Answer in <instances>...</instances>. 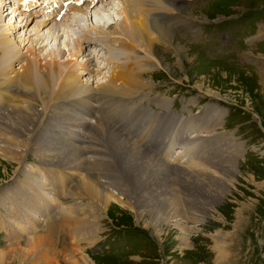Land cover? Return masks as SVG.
<instances>
[{"label":"rangeland","instance_id":"1","mask_svg":"<svg viewBox=\"0 0 264 264\" xmlns=\"http://www.w3.org/2000/svg\"><path fill=\"white\" fill-rule=\"evenodd\" d=\"M4 1H6V7ZM111 1L110 5L114 6V10H110L109 15H102L101 23L106 24L100 25L107 33L112 31L114 23L117 21L120 23L123 18L120 9L121 0ZM164 1L161 0L163 3ZM187 1L189 3L183 4L182 11L177 13L179 17L176 21L166 24L172 31L174 46L162 41L152 29H146V35L157 37L153 43V49L160 57H163L162 61L166 67L161 66L144 74V79L150 86L145 89L146 101L143 105L149 111L165 113V109L153 103L164 96L163 98L166 97L170 101V110L178 117L176 120L162 118L159 122L154 121L153 125L146 117V125L150 130L148 133L146 131L144 148L146 153L150 152V155H154L152 157L154 161L155 157L161 159L160 155L166 151V148V159L177 155V160L182 161L181 156L186 154L185 158H187L201 147V141L191 143L194 136L207 134L205 129H197L199 122L196 119H201L202 122L210 119L211 122H207L206 126L213 128L217 133L214 137L221 139L220 143L231 145L227 147L230 155L226 154V151L221 152L227 160L231 158L236 162L240 171L236 175L234 186L227 192L226 198L217 200L215 192L219 189L216 187H212L208 195L203 198H196L194 206L198 209L204 206L209 214L202 216L188 209L189 207L184 208L189 212L181 217L182 225L189 227L185 232L180 230L174 221L164 223L157 220L148 210L143 220L138 221L130 210L113 204L102 212L99 219L95 220L96 232L91 229L90 232L78 234L74 215L68 211L74 202L69 195L49 198L48 206L51 211L46 216L45 212L41 214L44 216L43 221L38 220L40 218L38 211L36 214L27 211L28 217L19 220L17 224L7 216V208L15 204L17 207L15 202L17 197L13 196L10 187L18 177H22L20 176L22 168H17L18 164L3 161V158H0V247L4 250L17 245L26 248L29 239H33L36 243L33 237L40 236L39 239L42 237L40 242L37 241L38 245L35 244L30 251L31 254L26 257L19 256V258L9 257V264H44L35 261L38 252L49 256L53 264H71L66 259L80 253L89 256L94 264H264V0ZM16 6V0H0L2 33L18 43L19 53L11 58L8 72L21 70L20 67L25 64V60L20 58L24 56L31 60L34 56L37 59L40 56L37 63L43 66L46 62L44 57L49 58L46 56L48 50L57 54L60 50L75 49L73 44L67 47L61 41L57 42L46 37L49 29L56 32L54 23L58 22L53 21L54 23L50 22L43 27L44 19H41L43 17L41 13L32 18V14L23 13L26 11L24 9L20 15ZM12 9L18 12L10 14ZM87 16L80 13L83 24L86 27L91 26L89 28L91 35H98L99 33L92 29L93 25L96 27L99 23L97 18L96 21ZM70 18L66 21L67 24ZM21 19L23 21H20ZM147 25H150L149 21ZM36 27H38L39 35L45 36L42 49L41 47L39 49V44H36L38 39L34 31ZM60 28L64 27L60 26ZM10 30L16 33L9 35ZM73 36L71 34V37H66L65 41L74 39L75 36ZM79 51L74 52L73 55H68L69 52L59 54L56 60L61 66L69 61L72 65L76 64L74 67L78 68L79 65L85 64L88 56L93 55L97 62H92L89 68L94 71L97 69V64L101 63L100 60L104 58L103 51L99 49L81 48ZM34 53L39 56L37 57ZM131 53L142 55V52L133 50ZM110 71V67L106 66L100 74L96 75L94 71L88 76H82V79L88 78V83L95 86L97 83L104 82ZM208 90L214 91L218 96L208 94L206 92ZM212 107H218L224 113L218 123L213 122L211 118H206L209 114H215L208 110ZM38 109L40 110L41 107L39 106ZM162 132L163 134L159 136ZM131 135L135 136L134 133ZM148 135L153 139L150 140ZM137 138L134 137V139ZM82 141L85 142V138ZM141 143L142 140L139 144ZM130 150L132 151L130 155L135 157L143 156L145 152ZM219 150L215 149V153H219ZM240 150L242 153H239ZM179 151L182 154L178 153ZM106 156L112 161L113 158H118L115 155ZM118 160L127 162L123 158ZM118 160L113 162L115 170L110 172L109 169H105L102 172L106 174L109 171L111 176L125 177L123 172L125 170L123 166V170L120 169L122 163ZM36 162L35 157L29 154L26 166L24 165L23 168L25 167L26 171L34 168L32 171L36 172V182L39 186L35 189L46 198V195L51 196L46 190L48 180L44 171L39 170ZM140 164L145 171L142 177L151 178L157 190L162 189L165 182H170L155 175L160 165L155 167L156 170L150 162ZM121 173L122 176H119ZM171 178L174 186H177L176 191L180 201L183 200L182 197L190 196H181V190L184 194L186 190L197 193L207 188V184L196 186L194 182L182 179L179 174H174ZM26 182L30 183L29 180ZM136 184L133 182L132 188L129 187L132 195L141 196L147 191L148 195L152 196L150 201H156L150 190H146V187L139 188ZM114 185L123 187L119 183ZM147 188H150L149 183ZM154 204L155 213L161 214L165 211L164 203ZM211 206L216 210L210 211ZM19 208L24 211L22 207ZM30 222L32 224L28 228ZM10 227L13 231L8 230ZM182 237H187V240L184 242ZM79 263L86 264L82 260Z\"/></svg>","mask_w":264,"mask_h":264},{"label":"bare ground","instance_id":"2","mask_svg":"<svg viewBox=\"0 0 264 264\" xmlns=\"http://www.w3.org/2000/svg\"><path fill=\"white\" fill-rule=\"evenodd\" d=\"M37 1L28 0L22 7L29 10L30 7L36 5ZM62 1L64 3L66 0ZM67 1L70 5L68 9L72 11L65 13L68 16L64 15L61 23L55 24L53 22L56 14L53 15V19H44L42 23L45 27L52 22L56 28V32L49 31V29L46 37L48 36L57 42L61 41L67 47L73 44L75 49L73 51L70 49L60 50L57 54L48 50L46 56L49 58L44 57L46 62L43 66L37 63L40 56L34 53L37 57L39 56L38 59L34 56L31 60L24 56L26 58H20L25 60V64L20 67L21 70L8 72L11 58L19 53L18 43L13 38L4 35L3 29L0 28V158H3V161L18 164L19 167L17 168H22L20 170L22 177H18L10 187L13 196L17 197L15 199L17 207L16 204L8 207L7 216L18 224L19 220L28 217L27 211L35 214L38 211L40 213H37L40 216L38 220L43 221L44 216L41 214L45 212L44 215L46 216L51 211L48 206L49 198L69 195L74 202L68 211L74 215L73 219L75 218L74 223L78 234L90 232L91 229L96 232L95 220L99 219L102 212L113 204L130 210L138 221L143 220L146 210H148L151 216L157 220L164 221V223L174 221L180 230L187 231L189 227L182 225L181 217L189 214V212L185 211L184 208L189 207L188 209L202 216L208 215L209 212L204 206V209L202 207L198 209L197 206H194L195 201L208 195L212 187L219 189L215 192L217 200L226 198L227 192L234 186L236 175L240 172L236 162L232 161L231 158L227 160L224 153L221 152L226 151V154H229L227 147L231 145L220 143L222 141L215 138L217 133L213 128L206 126L207 122H211L210 119L205 120L206 122L196 119L199 122L197 129H205L207 134L194 136L191 143L201 141V147L193 155L191 154L192 156L187 158H185L186 154L181 156V158L183 157L182 161L177 160V155L174 158L166 159L167 148L160 155L161 159L155 157L154 161L152 158L154 155H150L149 151L146 153L144 148L146 131L148 133L150 130L146 125V117L150 119L149 122L152 125L154 121L159 122L162 118L176 120L178 117L172 113L169 107L170 101L166 97L163 98L164 96L153 103L165 109V113L159 114L146 109L143 105L146 101L145 89L149 88L150 84L144 79V74L161 66L166 67L162 61L163 57L154 51L153 43L158 36L162 41L174 46L172 31L166 24L176 21V18L179 17L177 13L182 11V5L188 4L189 1L165 0L163 3L161 0H121L120 9L123 18L120 23L118 21L114 23L112 31L108 33L100 25L106 24L101 23L102 15H109L110 10H114V6L110 5L111 0ZM3 3L6 4V1ZM83 3L84 7L81 6ZM106 7H108L107 10ZM14 10L12 9L9 13L18 12ZM70 12L76 14L70 16ZM80 13L88 15L87 17L91 19L96 20L97 18L98 21H96L99 23L96 27L93 25L92 29L96 30L98 35H91L89 31L91 26L86 27L83 24ZM18 14L22 15V12ZM28 14H32V12ZM68 18H70V22L67 24ZM27 19L30 20V17L27 16ZM148 21L150 25H147ZM60 26L64 28H60ZM148 28L152 29L156 36L146 35ZM34 31L38 37L36 44H39V49L40 47L42 49L45 36L39 35L38 27ZM76 32L77 34H75ZM15 33L12 30L8 32L9 35ZM71 34L75 38L66 42V37H71ZM150 34L152 33L150 32ZM81 48L103 51L104 58L100 60L101 63L97 64V69L94 71L98 75L106 66L107 68L110 67V74L104 82L93 86L92 83H88V78L82 79V76L85 77L94 72L89 68L92 66V62H97L93 55L92 57L88 56L85 64L79 65L78 68L74 67L76 64L72 65L69 61L61 66L56 60V56L59 54L69 52L68 55H73ZM121 50L122 52L119 53ZM131 50L142 52V55H134ZM206 92L212 96H218L214 91L208 90ZM39 106L41 107L40 110L38 109ZM208 110L215 114H209L206 118H211L215 123L221 121L224 113L220 108L212 107ZM138 123L141 125L138 126ZM131 133H134V137L138 138L134 139ZM148 136L150 140L153 139L150 135ZM84 138L85 142L82 141ZM141 140L142 143L139 144ZM202 146L204 147L202 148ZM130 149L145 152L143 156L135 157L132 155L135 157L133 158L130 155L132 152ZM215 149H220L219 153H215ZM239 153H242L241 150ZM29 154L35 157L39 170H43L46 174L48 180L46 190L51 196L46 195L45 198L35 189L36 186H39L36 182V172L33 173L32 171L34 168L27 171L25 167L23 168ZM106 155L109 157L115 155L127 162L124 163L117 157L113 158L112 161L106 158ZM115 160L122 163L120 169L123 170L124 168L125 177L110 175L112 172L110 170H115L113 168ZM146 161L150 162L153 168L160 165L155 175L170 181L169 183L165 182L162 189L157 190L156 184L154 185L148 176L147 178L146 176L142 177L145 171L140 163ZM105 169H109L110 172L104 174L102 171ZM174 174H179L185 181H192L199 187L207 184V188L197 193L186 190L183 194L181 190V196L192 195V197H182L183 200L180 201L176 191L177 186H174L171 178ZM119 176H122V173ZM68 177L71 178L68 180ZM26 180H29L30 183ZM72 181L74 182L71 184ZM133 182L137 183L139 188L146 187V190H150L156 201H150L152 196L148 195L147 191L146 193L143 192L141 196L136 193V195H132L129 187L132 188L131 183L133 184ZM114 183L122 184L124 188L117 187ZM148 183L150 188H147ZM156 202L160 205L162 203L166 205L163 213H155L153 208ZM19 207H22L24 211H21ZM214 210L216 209L211 206L210 211ZM192 214L195 216L194 213ZM31 220L35 221L34 219ZM29 224L28 228L31 227L32 222ZM8 230L13 231L11 227ZM39 237H33L36 243L33 239L26 240V248L17 245L4 250L0 247V264H9V257L19 258V256L26 257V255L31 254L30 251L33 250L35 244L38 245L37 241L40 242L42 238L39 239ZM182 240L185 242L187 237H182ZM42 253L36 254L35 261L53 264V260ZM66 260L71 264H81L79 263L80 260L86 264H94L85 253H80Z\"/></svg>","mask_w":264,"mask_h":264}]
</instances>
